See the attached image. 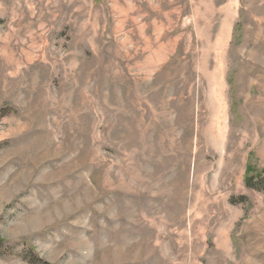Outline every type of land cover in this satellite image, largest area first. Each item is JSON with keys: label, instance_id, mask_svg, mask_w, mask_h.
<instances>
[{"label": "rangeland", "instance_id": "1", "mask_svg": "<svg viewBox=\"0 0 264 264\" xmlns=\"http://www.w3.org/2000/svg\"><path fill=\"white\" fill-rule=\"evenodd\" d=\"M263 172L264 0H0V264H264Z\"/></svg>", "mask_w": 264, "mask_h": 264}, {"label": "trees", "instance_id": "2", "mask_svg": "<svg viewBox=\"0 0 264 264\" xmlns=\"http://www.w3.org/2000/svg\"><path fill=\"white\" fill-rule=\"evenodd\" d=\"M264 172L258 173L256 176H247L245 179L246 185L255 189L264 188ZM263 182V183H262Z\"/></svg>", "mask_w": 264, "mask_h": 264}]
</instances>
